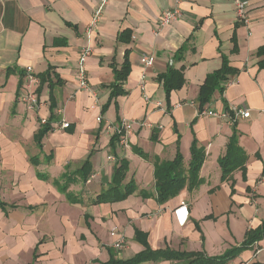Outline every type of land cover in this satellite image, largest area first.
I'll return each mask as SVG.
<instances>
[{
  "label": "crops",
  "instance_id": "crops-1",
  "mask_svg": "<svg viewBox=\"0 0 264 264\" xmlns=\"http://www.w3.org/2000/svg\"><path fill=\"white\" fill-rule=\"evenodd\" d=\"M246 21L236 25L234 0H107L95 26L89 29L102 0H0V264H103L127 260L143 250L135 230L146 232L153 250L204 251L217 256L244 239L245 231L264 219V69L257 64V47L264 45V0H244ZM180 7V17L164 27L156 21L165 9ZM128 43L118 41L123 30ZM233 36L237 53H231ZM187 43L181 60L173 54ZM83 46L90 90L78 88L76 62ZM219 48V49H218ZM240 69L214 91L201 109L198 90L205 76L221 66L220 50ZM128 50L129 74L124 95H118L100 114L109 96L113 67L119 68ZM143 56H153L144 67ZM184 65L185 83L172 90L168 110L158 76L167 64ZM47 72L49 81L30 82L18 90V72ZM144 74V82L140 76ZM30 87V88H29ZM32 90L41 103L30 109L20 96ZM47 93V95H46ZM53 131L34 141L38 118L50 113ZM249 111L235 117L238 144L247 153L245 176L221 181L218 159L232 132L228 118L201 114L203 109ZM101 121L96 122L97 116ZM119 116V124L115 121ZM111 120L108 122L107 117ZM133 122L122 130L123 122ZM60 125L62 128H58ZM120 133V141L111 139ZM193 139L205 150L199 178L192 189L156 201L154 166L134 148L169 161L177 150L183 165L190 158ZM26 144V145H25ZM89 157L85 181L70 182L67 192L83 198L70 202L54 180L70 173ZM32 158V159H31ZM127 163L126 180L136 190L123 200L92 204L110 184L118 160ZM35 161V163H33ZM37 162V163H36ZM45 173L48 179L37 174ZM147 193L139 195L140 191ZM184 201L188 217L179 226L174 208ZM197 224L199 229L197 228ZM116 230L124 240L115 250ZM141 264H185L183 260H148ZM227 264H264V239Z\"/></svg>",
  "mask_w": 264,
  "mask_h": 264
},
{
  "label": "trees",
  "instance_id": "trees-1",
  "mask_svg": "<svg viewBox=\"0 0 264 264\" xmlns=\"http://www.w3.org/2000/svg\"><path fill=\"white\" fill-rule=\"evenodd\" d=\"M242 24V22L237 21L235 26ZM131 32L127 29L120 32L117 36L118 41L123 43H128L131 40ZM232 49L231 53H237V42L235 37L231 39ZM187 48V43H182L181 46L177 49V51L172 56V61L181 60L185 49ZM219 49V48H218ZM220 57H221V66L218 69H215L208 73L205 76V80L201 84L198 90V104L202 109L203 105L210 102L211 97L214 91L220 92L223 94L225 85L224 82L230 78V76H235L239 73L240 69H236L228 63V57L222 53L221 49ZM123 62L117 67H113V80L108 85L109 93L107 102L100 106V114L103 115L105 112V108L110 104L112 100H114L115 107L116 106V98L118 95H124L126 90L123 89L124 80L130 71L129 61H128V50L124 51ZM255 55L259 58L257 60L258 67L260 69H264V45L257 47L255 51ZM167 69L158 76V80L162 85L163 92L165 94V102L166 108L169 109V97L170 92L172 90L181 89L185 83V79L183 77L184 65H181L180 68H175L171 63L167 64ZM25 70H21L18 72L19 81H18V90L22 87L25 77ZM35 77L38 79V83L40 84L38 88V92L42 88L44 83H48L49 74L47 72L37 73ZM39 93L37 94L38 97ZM50 98V115L46 118V121L42 123L40 118H38L39 129L34 134V141L37 146L40 148L41 146V138L48 132L53 131L54 127H52L51 122L54 118L53 109V98L49 95ZM225 112L228 113L229 119L233 120V112L229 110L228 106L224 108ZM101 121V120H100ZM119 124V116H116L115 120ZM236 123L233 121L232 132L227 140L225 145L224 154L218 159V164L220 166V179L221 181L234 182V178H232V174L234 171L239 170L242 174V178L245 176L246 171V160L247 153L241 148L238 144V130L236 129ZM111 139L120 141V133L114 132ZM134 151L138 153L145 159H150L154 166V192L156 195V201L163 202L183 188L187 187L188 189H192L197 187L202 179L199 178V171L201 168V164L203 163L206 153L202 146H200L196 139H193L189 151L190 158L188 160L187 166L183 165V156L180 151L177 150L175 156L169 161L160 160L157 156L150 157L146 152L134 148ZM32 159V158H31ZM35 163V161H33ZM37 163V162H36ZM127 163L128 161L121 159L118 160L117 165L113 168V172L110 178V184L106 189L101 190L94 198L90 199L92 204H99L100 202H109L112 203L114 201L123 200L128 197L129 194L133 193L136 188V182L132 177L126 180L127 173ZM90 160L87 157L84 162L81 164L79 168L70 172V173H62L58 179H55L53 182L57 184L60 191L63 192L68 198L70 202H83V198L79 195L74 194L73 192H67V188L70 182L80 180L85 181L88 175L91 172L90 169ZM37 176L41 179H48V175L45 173H38ZM139 195L146 196L147 193L143 190L139 192ZM0 205L4 207V203L0 202ZM197 228L199 226L197 224ZM244 239L232 245L230 248L226 249L225 252L219 254L217 256H209L204 251H177L170 250L169 248H159L153 250L149 247L146 232H142L140 230H135L134 239H136L139 243L143 245V250L136 253L133 257L127 260H110L103 264H141L148 260L159 261V260H183L185 264H227L237 257L241 252L245 251V249L253 248L257 242L261 239H264V219L256 228H250L245 231Z\"/></svg>",
  "mask_w": 264,
  "mask_h": 264
},
{
  "label": "built area",
  "instance_id": "built-area-1",
  "mask_svg": "<svg viewBox=\"0 0 264 264\" xmlns=\"http://www.w3.org/2000/svg\"><path fill=\"white\" fill-rule=\"evenodd\" d=\"M107 0H102L100 6H98L92 16V19L90 21V27L89 29L93 28V26H95V22L97 20V18L100 15L101 12V7L104 5V3ZM177 4H179L180 1L182 0H176ZM245 1L244 0H234V5H235V19L237 21L240 22H245L246 19V5H245ZM181 14V9L178 6H175L173 8H169V9H165V11H163L158 20L156 21V26L157 28H161L164 27L167 24L172 23L173 21L177 20L180 17ZM78 58H77V62H76V81L78 83V88L81 90H90V84L88 82L87 79V68L85 67L86 64V60L90 55V47L89 46H83L79 53H78ZM142 65L144 67H149L152 64L153 61V56H143L140 59ZM25 77H24V82L26 79V83H24V85L29 86L30 82H33L35 84H38V79L35 77L34 74H32V70L30 67H26L25 68ZM140 80L143 83L144 82V74H142L140 76ZM30 88V87H29ZM20 99L24 102L27 103L28 108L33 109L38 107V105L40 104V98H38L36 96V94L32 91L27 89L26 91H24V93L21 94ZM201 114H205V115H209V116H217V117H222V118H228L229 121L233 122L235 121V117L240 115L242 117H248L249 116V111L245 110V111H239V110H233V120L229 119V115L227 112H222V113H218L216 111H211L208 109H203L201 112ZM101 120V116H97L96 121H100ZM40 121L42 123H44L46 121L45 117L40 118ZM133 126V122H123L122 123V130L128 131L132 128ZM173 216H174V220L175 222L179 225V226H184L187 222V217H188V209H187V204L184 201H181L173 210ZM111 236L115 237V243L113 244V247L115 250H120L123 247V237L116 232V230H113L110 232Z\"/></svg>",
  "mask_w": 264,
  "mask_h": 264
},
{
  "label": "rangeland",
  "instance_id": "rangeland-1",
  "mask_svg": "<svg viewBox=\"0 0 264 264\" xmlns=\"http://www.w3.org/2000/svg\"><path fill=\"white\" fill-rule=\"evenodd\" d=\"M46 95H47V93H46ZM40 103H41V101H40ZM34 110H36V108L34 109ZM100 116V115H99ZM107 118V120H108V122H111V120L108 118V116L106 117ZM97 122V121H96ZM58 128H62L60 125H58L57 126ZM26 145V144H25ZM1 174H3V172H0ZM4 175V174H3Z\"/></svg>",
  "mask_w": 264,
  "mask_h": 264
}]
</instances>
